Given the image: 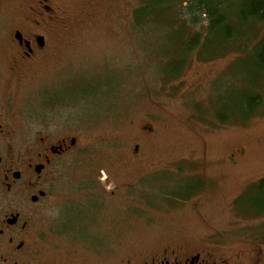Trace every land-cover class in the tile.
I'll return each mask as SVG.
<instances>
[{"label":"rangeland","instance_id":"374dc122","mask_svg":"<svg viewBox=\"0 0 264 264\" xmlns=\"http://www.w3.org/2000/svg\"><path fill=\"white\" fill-rule=\"evenodd\" d=\"M177 1H56L59 18L45 30L49 55L12 100L30 117L55 104L79 122V149L59 186L79 199L96 175L107 197L102 207L69 206L67 214L61 208L77 240L89 246L57 248L51 241L47 258L148 252L174 242L232 257L233 264H264V215L248 209L246 199L237 204L264 180V71L256 56L264 24L240 16L247 0H225L230 28L242 31L243 40L220 46L219 37L205 36L206 17L182 38L168 25ZM34 2L0 0V23L8 25L3 37L30 17ZM142 2L149 20L134 14ZM194 33L203 47L191 50L182 73L169 78L166 67ZM200 52L209 61H200ZM9 90L0 86L1 102ZM65 117L50 111L46 118L75 122ZM78 177L92 182L77 190ZM134 180H141L135 209L124 188ZM183 196L189 199L175 204Z\"/></svg>","mask_w":264,"mask_h":264},{"label":"flooded vegetation","instance_id":"af4514ba","mask_svg":"<svg viewBox=\"0 0 264 264\" xmlns=\"http://www.w3.org/2000/svg\"><path fill=\"white\" fill-rule=\"evenodd\" d=\"M56 1L35 0L29 7L30 17L12 27L6 38L3 36L8 25L0 23V86L11 89L3 102L0 101V264H233L232 257L217 256L210 249L197 250L174 242L148 252L137 249L77 256L75 251L74 255L64 258H47L51 241L57 248L62 243L89 246L77 240L76 230L69 226L72 219L66 218L64 211L67 214L71 209L67 207L81 204L102 207L107 197L96 175L91 176L96 180L91 186L93 189L83 191L79 199L64 193L59 186L65 180L62 172L67 160L79 149L75 137L80 132L79 122L71 116L65 117L55 104L48 105L49 112L57 111L68 123L75 122H64V125L60 120L52 122L46 118L49 112L30 117L25 106L12 100L15 88L21 89L28 75L36 72L49 55L52 43L45 30L59 18ZM64 109L68 107L64 106L62 111ZM138 149L135 145L136 153ZM80 178L83 177L75 181L82 184L75 185L77 190L87 188L92 182ZM140 181L126 182L128 187H124L130 194L133 209L137 208L135 187ZM115 193L116 190H112L109 195L114 198ZM141 193L145 195L142 190ZM187 199L183 196L174 201L179 204ZM169 201L163 199L162 203H174ZM61 208L66 210L61 211Z\"/></svg>","mask_w":264,"mask_h":264},{"label":"trees","instance_id":"16d2710c","mask_svg":"<svg viewBox=\"0 0 264 264\" xmlns=\"http://www.w3.org/2000/svg\"><path fill=\"white\" fill-rule=\"evenodd\" d=\"M176 4L177 6L169 9L167 15L172 19L168 24L170 29L172 28L174 32L178 31L182 33L179 37L183 38L184 31L189 25V27L201 26L202 18L206 17L208 20V27L206 28L207 34L205 36L208 37L211 35L212 38H215L214 35H216L219 37L221 40L220 46L223 47V45H225V48H227L230 46L231 42L240 38H242V40L245 38L242 31L238 30L233 32V30H231L229 13L228 15L224 13L225 0H178ZM147 7L148 3L142 2L141 6L135 11V16L140 19L145 18V20H149L150 16L148 17L145 13ZM241 12L240 16H242L245 21L251 19L256 24H264V0H247V2L243 3ZM186 17L189 18L188 21H185ZM188 37V42H184V45L182 44L180 47L181 49L175 54L176 57L173 59L171 67H166L167 75L168 77L170 76L169 78L179 76L182 73V67L187 62L186 57L190 54V51L197 48L199 49L204 45L200 43V35L194 33L193 35L190 34ZM259 46L256 53L257 66L261 67L264 71V37L261 39ZM201 54L200 52V61L208 60L203 58ZM255 100H257V102L260 101L259 96H257ZM255 100L253 101L255 102ZM222 122L225 123L226 121L222 120ZM162 199L164 198L162 197ZM245 199L250 203L247 208L255 215H264V180L253 185L246 196L239 198L237 204L242 206V202H244Z\"/></svg>","mask_w":264,"mask_h":264}]
</instances>
